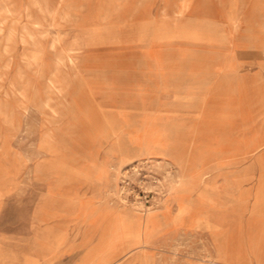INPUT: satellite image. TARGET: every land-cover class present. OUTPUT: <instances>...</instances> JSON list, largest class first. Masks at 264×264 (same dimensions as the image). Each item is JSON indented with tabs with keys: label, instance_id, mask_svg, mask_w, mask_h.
Wrapping results in <instances>:
<instances>
[{
	"label": "rangeland",
	"instance_id": "obj_1",
	"mask_svg": "<svg viewBox=\"0 0 264 264\" xmlns=\"http://www.w3.org/2000/svg\"><path fill=\"white\" fill-rule=\"evenodd\" d=\"M0 264H264V0H0Z\"/></svg>",
	"mask_w": 264,
	"mask_h": 264
},
{
	"label": "bare ground",
	"instance_id": "obj_2",
	"mask_svg": "<svg viewBox=\"0 0 264 264\" xmlns=\"http://www.w3.org/2000/svg\"><path fill=\"white\" fill-rule=\"evenodd\" d=\"M64 19H65V18H64ZM38 21H39V20H38ZM94 31H95V30H94ZM63 36H64V35H63ZM73 40H74V39H73ZM261 70H262V69H261ZM261 74H262V73H261ZM262 77H263V76H262ZM56 91H57V90H56ZM74 100H75V99H74ZM76 102H77V101H76ZM48 104H49V103H48ZM78 104H79V103H78ZM80 108H81V107H80ZM81 109H82V108H81ZM81 109H80V110H81ZM82 112H83V111H82ZM82 116H83V115H82ZM79 118H80V117H79ZM90 121H91V120H90ZM100 123H101V122H100ZM83 131H84V130H83ZM85 131H86V130H85ZM89 136H90V135H89ZM92 142H93V139H92ZM242 224H243V222H242ZM239 226H240V225H239ZM239 226H238V227H239ZM242 228H243V227H242ZM242 230H243V229H242ZM237 233H238V231H237ZM245 234H246V232H245ZM237 235H238V234H237ZM240 235H241V234H240ZM235 236H236V235L234 234V237H235ZM244 236H245V235H244ZM240 237H241V236H240ZM245 238H246V237H245ZM245 238H244V239H245ZM234 239H235V238H234ZM244 239H243V240H244ZM235 240H236V239H235ZM243 243H244V242H243ZM242 246H243V245H242ZM240 247H241V246H240ZM236 249H237V245H236ZM241 249H242V248H241ZM243 249H244V248H243ZM245 250H246V249H245ZM239 251H240V249H239ZM242 252H243V251H242ZM26 260H27V259H26ZM35 262H36V261H35Z\"/></svg>",
	"mask_w": 264,
	"mask_h": 264
}]
</instances>
